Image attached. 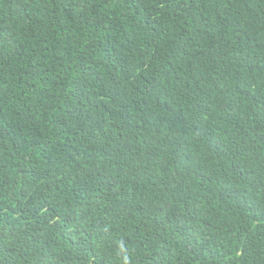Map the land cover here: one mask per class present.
Wrapping results in <instances>:
<instances>
[{
	"label": "trees",
	"instance_id": "trees-1",
	"mask_svg": "<svg viewBox=\"0 0 264 264\" xmlns=\"http://www.w3.org/2000/svg\"><path fill=\"white\" fill-rule=\"evenodd\" d=\"M0 264H264V0H0Z\"/></svg>",
	"mask_w": 264,
	"mask_h": 264
},
{
	"label": "clouds",
	"instance_id": "clouds-1",
	"mask_svg": "<svg viewBox=\"0 0 264 264\" xmlns=\"http://www.w3.org/2000/svg\"><path fill=\"white\" fill-rule=\"evenodd\" d=\"M131 258H132V257L129 258V261H130V262H131ZM127 260H128V258L126 259V261H127Z\"/></svg>",
	"mask_w": 264,
	"mask_h": 264
}]
</instances>
